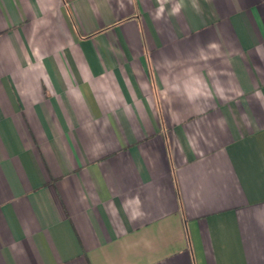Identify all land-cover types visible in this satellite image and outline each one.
<instances>
[{
	"label": "crops",
	"instance_id": "crops-1",
	"mask_svg": "<svg viewBox=\"0 0 264 264\" xmlns=\"http://www.w3.org/2000/svg\"><path fill=\"white\" fill-rule=\"evenodd\" d=\"M178 2L0 0V264H264V0Z\"/></svg>",
	"mask_w": 264,
	"mask_h": 264
},
{
	"label": "clouds",
	"instance_id": "clouds-1",
	"mask_svg": "<svg viewBox=\"0 0 264 264\" xmlns=\"http://www.w3.org/2000/svg\"><path fill=\"white\" fill-rule=\"evenodd\" d=\"M183 7V0H179V2L172 8V14H179L181 11V8ZM193 7L198 9V5L195 3V0H193ZM163 15V8H160L157 10L156 18L160 19ZM209 48H218L219 46L215 43H210L208 45ZM255 97L258 101L261 103V107H264V94H262L260 91H257L255 93Z\"/></svg>",
	"mask_w": 264,
	"mask_h": 264
}]
</instances>
